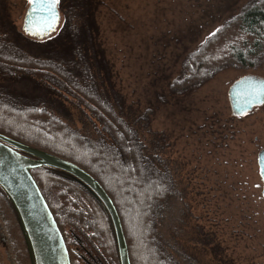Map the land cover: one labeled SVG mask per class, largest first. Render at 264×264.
Listing matches in <instances>:
<instances>
[{"label": "trees", "instance_id": "obj_1", "mask_svg": "<svg viewBox=\"0 0 264 264\" xmlns=\"http://www.w3.org/2000/svg\"><path fill=\"white\" fill-rule=\"evenodd\" d=\"M106 1L59 0L63 23L57 34L35 40L10 27L0 9V86L7 82L10 86L0 90V134L91 174L118 210L131 264H178L163 245L159 224V215L175 192L164 158V134L159 136L144 122L146 113L138 117L124 106L113 82L110 88L105 86L112 65L97 13ZM263 52L264 0H248L186 55L171 84L172 93L194 92L230 65L252 67ZM68 96L104 131L92 123L93 117H80L87 132L64 119L62 100ZM92 128L97 132L91 133ZM31 175L60 227L72 264L75 256L84 264H121L111 217L87 186L52 168L34 169ZM39 175L48 185L43 186ZM11 208L17 213L0 187V209ZM22 229L31 250L23 225Z\"/></svg>", "mask_w": 264, "mask_h": 264}, {"label": "rangeland", "instance_id": "obj_2", "mask_svg": "<svg viewBox=\"0 0 264 264\" xmlns=\"http://www.w3.org/2000/svg\"><path fill=\"white\" fill-rule=\"evenodd\" d=\"M247 1L107 0L97 13L112 65L105 86L113 82L124 106L138 117L146 113L144 122L165 137L164 158L175 192L161 211L159 224L163 245L178 264H264V197L258 166L264 149V103L235 115L229 96L243 78L264 80V52L252 67L219 69L194 92L178 94L171 89L186 55ZM29 8V0H0L5 22L35 40L24 28ZM59 15L57 29L43 39L57 34L63 23L60 11ZM253 83L246 82L248 94L258 85ZM2 85L0 90L5 91L9 83ZM62 101L63 118L73 121L76 129L90 131L81 122L86 116L104 131L87 109L85 116L80 113L72 97ZM95 131L92 128L91 133ZM41 180L43 186L48 183ZM5 217L8 247L0 249L1 261L35 264L18 214L11 208ZM75 264L84 262L75 256Z\"/></svg>", "mask_w": 264, "mask_h": 264}, {"label": "water", "instance_id": "obj_3", "mask_svg": "<svg viewBox=\"0 0 264 264\" xmlns=\"http://www.w3.org/2000/svg\"><path fill=\"white\" fill-rule=\"evenodd\" d=\"M31 8L30 5L26 18H30L37 27L42 26L46 14L38 6L35 12H32ZM56 11L59 14L58 5ZM59 20L60 15L54 30L49 32L47 36L57 29ZM247 79L254 82L253 86L258 83L254 88L255 91H252L251 94L247 93L249 89L246 84L249 81H246ZM229 96L233 114L245 115L251 112L254 107L264 103V80L254 77L243 78L232 86ZM258 166L263 183L262 194L264 197V149L258 154ZM42 167L60 170L72 175L98 197L111 217L118 244L120 263L131 264L126 235L118 210L110 195L91 174L68 160L0 134V187L9 196L17 210L35 264H72L60 227L31 175V170Z\"/></svg>", "mask_w": 264, "mask_h": 264}, {"label": "snow or ice", "instance_id": "obj_4", "mask_svg": "<svg viewBox=\"0 0 264 264\" xmlns=\"http://www.w3.org/2000/svg\"><path fill=\"white\" fill-rule=\"evenodd\" d=\"M29 4L32 6L31 11L35 12L37 6L44 11L46 18L42 26L37 27L31 22L30 18L25 20V31L29 35L44 37L49 32L53 31L56 23L59 19V14L56 11L59 0H29Z\"/></svg>", "mask_w": 264, "mask_h": 264}, {"label": "flooded vegetation", "instance_id": "obj_5", "mask_svg": "<svg viewBox=\"0 0 264 264\" xmlns=\"http://www.w3.org/2000/svg\"><path fill=\"white\" fill-rule=\"evenodd\" d=\"M6 211L0 210V249H7V238L3 237V234L6 233V229L8 230V222L6 219ZM2 255L0 254V264H4L2 259Z\"/></svg>", "mask_w": 264, "mask_h": 264}]
</instances>
